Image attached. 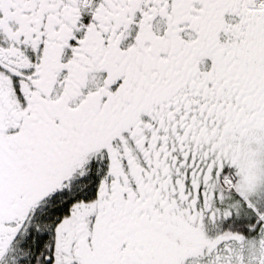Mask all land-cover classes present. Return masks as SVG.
I'll return each instance as SVG.
<instances>
[{"label": "snow or ice", "instance_id": "6c2138e0", "mask_svg": "<svg viewBox=\"0 0 264 264\" xmlns=\"http://www.w3.org/2000/svg\"><path fill=\"white\" fill-rule=\"evenodd\" d=\"M0 264H264V0H0Z\"/></svg>", "mask_w": 264, "mask_h": 264}]
</instances>
